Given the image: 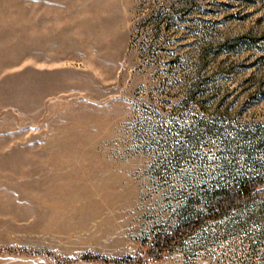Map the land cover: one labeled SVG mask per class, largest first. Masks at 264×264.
<instances>
[{"label":"rangeland","instance_id":"rangeland-1","mask_svg":"<svg viewBox=\"0 0 264 264\" xmlns=\"http://www.w3.org/2000/svg\"><path fill=\"white\" fill-rule=\"evenodd\" d=\"M263 174L264 0H0V264H122L82 256ZM148 264H264V198Z\"/></svg>","mask_w":264,"mask_h":264},{"label":"trees","instance_id":"trees-1","mask_svg":"<svg viewBox=\"0 0 264 264\" xmlns=\"http://www.w3.org/2000/svg\"><path fill=\"white\" fill-rule=\"evenodd\" d=\"M261 198H264V174L256 179H241L234 184L233 188L226 191L218 190L212 194L207 208L198 216L191 215L177 223L170 233H158L152 238L150 244L144 243L143 246L147 245L148 247L145 254L116 259L86 253L82 256V259L122 264H148L152 261L162 260L167 253L181 244L187 236L194 233L203 223L211 219H219L235 207Z\"/></svg>","mask_w":264,"mask_h":264}]
</instances>
